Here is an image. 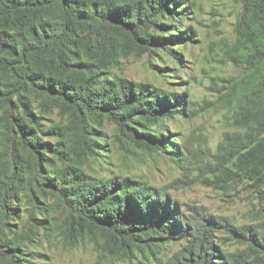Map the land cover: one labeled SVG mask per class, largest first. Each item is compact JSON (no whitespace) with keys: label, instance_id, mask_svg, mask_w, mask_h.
I'll return each mask as SVG.
<instances>
[{"label":"trees","instance_id":"trees-1","mask_svg":"<svg viewBox=\"0 0 264 264\" xmlns=\"http://www.w3.org/2000/svg\"><path fill=\"white\" fill-rule=\"evenodd\" d=\"M180 2L0 0V127L11 152L6 158L0 151V264H25L24 237L11 228L17 182L27 184L35 204L39 197H54L68 235L100 232L126 255L156 238L185 240L182 251L166 264L246 262L242 252L227 253L211 240L213 228L208 226L220 222L206 219L209 225H193L149 183L89 170L91 160L98 167L106 163L97 140V127L105 120L117 126L122 142L129 137L138 145L169 147L164 132L152 133L150 126L180 111L185 94H167L112 77L110 71L132 42L152 53L182 39L165 35L163 21L178 13ZM241 2L238 31L250 49L242 57L255 72L234 116L247 129L238 162L247 178L258 180L264 177V0ZM35 103L39 111L57 110L64 119L47 132L55 141H43L37 130ZM30 219L37 229L49 223L34 214ZM238 230L250 242L248 256L264 264V233L252 226Z\"/></svg>","mask_w":264,"mask_h":264},{"label":"rangeland","instance_id":"rangeland-1","mask_svg":"<svg viewBox=\"0 0 264 264\" xmlns=\"http://www.w3.org/2000/svg\"><path fill=\"white\" fill-rule=\"evenodd\" d=\"M243 8L241 0H181L178 13L163 21L169 32L165 35L180 34L182 39L167 42L163 51L155 47L152 53L133 42L123 49L112 77L185 96L180 111L150 126L152 133L164 132L169 147L138 145L129 137L122 142L117 126L105 120L97 127V140L106 163L98 167L91 160L89 170L102 177L130 176L149 183L176 203L193 225H209L206 219L220 222L208 226L213 228L211 240L227 253L242 252L244 264H260L248 256L249 240L235 232L252 226L264 233V177L247 178L238 162L247 129L234 116L255 72L242 57L250 51L238 31ZM37 106L33 105L37 130L43 132V141H55L47 132L64 119L57 110L41 112ZM3 130L0 127V151L7 158L11 152ZM16 188L19 198L13 204L18 208L11 228L24 237L25 264H166L186 244L156 238L126 255L100 232L66 234L65 215L54 197H39L35 204L27 184L17 182ZM32 214L47 218V228L33 227Z\"/></svg>","mask_w":264,"mask_h":264}]
</instances>
